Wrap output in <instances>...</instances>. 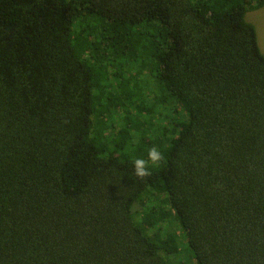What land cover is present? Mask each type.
<instances>
[{"label":"trees","instance_id":"obj_1","mask_svg":"<svg viewBox=\"0 0 264 264\" xmlns=\"http://www.w3.org/2000/svg\"><path fill=\"white\" fill-rule=\"evenodd\" d=\"M263 7L0 0V264H264Z\"/></svg>","mask_w":264,"mask_h":264},{"label":"clouds","instance_id":"obj_2","mask_svg":"<svg viewBox=\"0 0 264 264\" xmlns=\"http://www.w3.org/2000/svg\"><path fill=\"white\" fill-rule=\"evenodd\" d=\"M162 160V154L161 152L153 147L148 152V160H145L143 158H136L133 161V169L134 173L138 177H145L149 174V162H151L152 165H157Z\"/></svg>","mask_w":264,"mask_h":264},{"label":"rangeland","instance_id":"obj_3","mask_svg":"<svg viewBox=\"0 0 264 264\" xmlns=\"http://www.w3.org/2000/svg\"><path fill=\"white\" fill-rule=\"evenodd\" d=\"M246 21L251 23L257 32L258 44L264 54V7L255 11H250L246 15ZM187 244V240H186Z\"/></svg>","mask_w":264,"mask_h":264}]
</instances>
